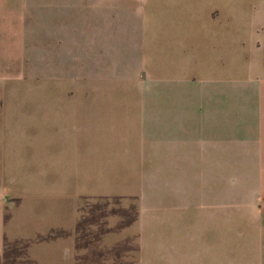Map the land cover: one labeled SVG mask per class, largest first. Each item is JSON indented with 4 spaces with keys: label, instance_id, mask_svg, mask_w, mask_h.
Listing matches in <instances>:
<instances>
[{
    "label": "rangeland",
    "instance_id": "rangeland-1",
    "mask_svg": "<svg viewBox=\"0 0 264 264\" xmlns=\"http://www.w3.org/2000/svg\"><path fill=\"white\" fill-rule=\"evenodd\" d=\"M102 1L0 7V264H163L169 250L159 244L210 241L225 242L226 264H253L264 253V217L229 203L224 227H210L201 203L193 217H176L154 171L137 168L136 138L115 134L135 121L139 85L153 78L138 55L137 0H107L108 56L90 54L106 44L89 36ZM79 17L86 25L75 26ZM91 96L118 104L97 112L92 132L74 103Z\"/></svg>",
    "mask_w": 264,
    "mask_h": 264
},
{
    "label": "crops",
    "instance_id": "crops-1",
    "mask_svg": "<svg viewBox=\"0 0 264 264\" xmlns=\"http://www.w3.org/2000/svg\"><path fill=\"white\" fill-rule=\"evenodd\" d=\"M11 1L0 0V7L10 8ZM101 3L105 8L99 9L105 12L90 20V26L98 28L89 36L91 42L106 44L89 50L93 55L99 48L107 57L112 21L108 1ZM137 3L138 55L153 83L149 89L148 81L139 85L133 103L137 117L116 126L124 130L115 134L136 138L137 168L154 171L157 192L178 205L176 217H193L197 203L208 212L210 227H215L214 219L224 227L226 203L235 210L248 206L254 215L264 217V3L261 8L256 3L243 8L234 0ZM80 4L75 1L74 9ZM80 18L75 26L86 25ZM142 90L151 98H141ZM74 103L80 118L93 119L90 126L81 124L91 132L97 112L118 105L93 96ZM159 246L169 250L161 263L227 260L222 241ZM253 264H264V253L258 252Z\"/></svg>",
    "mask_w": 264,
    "mask_h": 264
}]
</instances>
